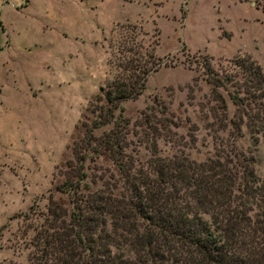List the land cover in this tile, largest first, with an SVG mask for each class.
I'll use <instances>...</instances> for the list:
<instances>
[{"label": "rangeland", "instance_id": "1", "mask_svg": "<svg viewBox=\"0 0 264 264\" xmlns=\"http://www.w3.org/2000/svg\"><path fill=\"white\" fill-rule=\"evenodd\" d=\"M48 1L14 12V32L0 44V264H37L28 226L39 219L127 46L151 49L161 61L140 93L113 111L127 120V149L137 160L148 156L145 140L156 126L164 134L159 153L251 154L255 173L264 175L260 137L253 140L243 125L236 137L213 132L234 107L221 89L226 114L215 103L203 63L221 75L247 54L264 69V0H82L57 14ZM163 119L167 130L158 125ZM98 168L112 165L99 157L88 173Z\"/></svg>", "mask_w": 264, "mask_h": 264}, {"label": "trees", "instance_id": "2", "mask_svg": "<svg viewBox=\"0 0 264 264\" xmlns=\"http://www.w3.org/2000/svg\"><path fill=\"white\" fill-rule=\"evenodd\" d=\"M123 52L83 135L70 145L61 179L28 226L36 263L264 264V175L255 173L251 154L220 148L202 159L179 149L162 154L156 140L164 134L156 126L144 160L129 152L127 120L113 111L140 93L161 61L147 48ZM203 63L215 103L226 114L221 89L234 107L231 118L213 123V132L236 137L243 125L253 140L264 141V69L247 54L221 75ZM158 125L168 129L166 119ZM99 157L112 168L88 173Z\"/></svg>", "mask_w": 264, "mask_h": 264}, {"label": "crops", "instance_id": "3", "mask_svg": "<svg viewBox=\"0 0 264 264\" xmlns=\"http://www.w3.org/2000/svg\"><path fill=\"white\" fill-rule=\"evenodd\" d=\"M81 1L82 0H51V5L53 7L51 8V10L54 11V14H57V12L64 7V4L68 2L69 4H77ZM100 1L102 0H99L98 2ZM45 2L49 3L48 0H45ZM30 4L31 0H0V44L5 38H8L11 32H14V24L12 21L13 13L21 12L23 9H26ZM95 7L96 5H93V8ZM48 20L51 21L52 19ZM45 25L46 24H44L43 26ZM60 33L63 34L62 32Z\"/></svg>", "mask_w": 264, "mask_h": 264}]
</instances>
